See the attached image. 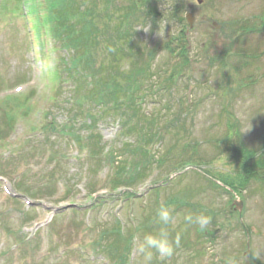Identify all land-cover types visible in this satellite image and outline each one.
<instances>
[{"label":"rangeland","instance_id":"1","mask_svg":"<svg viewBox=\"0 0 264 264\" xmlns=\"http://www.w3.org/2000/svg\"><path fill=\"white\" fill-rule=\"evenodd\" d=\"M0 1V99L33 95L29 109L20 100H0V264H121L129 238L110 233L119 225L135 237L132 264H143L139 245L158 228L162 204L176 218L168 230L180 245L167 261L154 256L152 264H226V258L245 264L248 250L264 261L263 170L242 183L241 166L251 161L235 153L264 148V0H183L178 16H193L192 27L169 19L171 0L139 4L163 13L132 22L133 52L140 57L144 50L139 63L149 57L151 64L142 105L145 117L157 118L145 122L156 134L150 141L144 122L142 131L140 122L127 125L123 109L85 102L91 96L85 81L78 92L79 83L68 75L76 54L66 42L51 40L55 19L47 0L26 1L23 13L19 0ZM115 1L122 10H114L111 25L131 6V0ZM59 3L52 0L56 11ZM182 30L191 73L170 82L180 60L166 45ZM103 45L91 58L106 65V80L117 65ZM120 63L127 73L131 58ZM139 165L141 178L131 184L137 198L113 193L115 177L127 181ZM201 213L214 216L206 232L184 219Z\"/></svg>","mask_w":264,"mask_h":264},{"label":"trees","instance_id":"2","mask_svg":"<svg viewBox=\"0 0 264 264\" xmlns=\"http://www.w3.org/2000/svg\"><path fill=\"white\" fill-rule=\"evenodd\" d=\"M62 1L66 7H63V3H59L58 5L61 7L57 11L51 4L52 0H47L46 2L48 9L51 11L52 16L54 15L53 18L55 19V21L53 20L52 26L56 30V37L54 33L52 36L54 40L58 38L60 43L66 42V47L76 54L78 63L68 69V72L70 73L68 75L70 77H75L76 82L79 83V86L77 85L78 92L82 90L83 81H85L87 89L89 90L87 91L86 89V91L88 92V95H91L85 102L88 104L91 99L92 101L95 100V102L102 108H105V110L106 108H110L111 104L116 110L123 109V120L125 123L130 126L134 121L132 125L135 127L137 122H140L138 125L140 128L137 127L139 128V131H142V122H144L145 128V122L150 124L157 122V118L154 114L151 117H145L146 114L142 111L144 98L148 94L146 92L148 89L147 83L148 80L152 79L151 64H149L148 60L149 57L145 60L146 62L139 63L140 59L144 56V50L141 52L140 57L138 56V53L135 54L133 52L134 49L136 50L135 47H137L135 45L137 28L132 26V22L136 16L140 22H142V20H140L142 17L152 19L148 6L144 10L139 6V4H145L149 2V0H131L130 8H127L126 13L122 14L121 17L117 19L118 23L116 25H111L114 20V10L116 11L117 8L121 11L122 9L117 7V1L115 0H93L90 4H87L85 0ZM171 2L172 10L170 16L173 21H176L178 13L181 10L180 4L183 3V0H171ZM49 18H51V15ZM263 20L264 16L261 17L260 22L262 23H260V27L264 26ZM127 21H129V23H127ZM241 29L247 31L249 27L246 28V26H242ZM101 45L104 46L107 55L114 59V62L112 63L117 65L116 69H111L110 73L106 75V80H103L105 76L103 77L102 75V73H104L102 69L106 68V65L103 66L100 64L99 66V63L95 62V60L93 61L91 58L93 52L99 49ZM166 49L179 58L181 62L180 68H175L172 71V78H175L182 69H186L190 64L188 58L187 37L184 31L180 32L178 38H174L173 40L170 39L166 45ZM139 50L140 49H138V51ZM230 52L231 51L229 50L227 53ZM124 57L131 58V65L128 68V72L125 74L120 69V62L123 61ZM82 63H84L82 66L84 70L80 69V64ZM172 81L173 79L170 80V82ZM100 95L102 96L100 99L103 100L101 102L99 101ZM29 97L30 96L25 97L23 101H20L25 102ZM11 101L14 100H7L5 102L11 103ZM129 126L127 127L129 128ZM147 130L148 129L146 128L144 135L146 137L149 136L148 141H150L152 139L150 137L156 134L150 135L151 130L149 129V132H147ZM155 131L156 130H154V132ZM90 141L94 142V139H91ZM240 147H243V144H241ZM138 152H141V156L146 157V153L144 155L142 150ZM240 154H243L247 160L251 161V163L249 162V165H242V170L246 175L240 179L242 183L245 182L246 184L251 178L259 175V171L261 170H263L264 173V158L257 156L258 154L256 153L244 150V148L237 150L236 156L238 158ZM136 156L137 155H134L133 160H135ZM111 160L114 161V158H111ZM253 161L254 163L252 164ZM121 165L122 167L124 166L123 163ZM141 167L142 165H139V172L135 174L136 176L128 178L127 181L125 180V176H116L117 178L115 177V179L117 180L114 183L115 187L120 186L123 183H126L127 186L135 184L141 178ZM127 196L128 199H130L133 194L128 193ZM110 233H115L120 240L122 238H129V243H131V234L128 236L122 235L119 226L113 228ZM129 250L130 249L127 248L126 253L122 255L123 259L120 261L121 264L126 263Z\"/></svg>","mask_w":264,"mask_h":264},{"label":"clouds","instance_id":"3","mask_svg":"<svg viewBox=\"0 0 264 264\" xmlns=\"http://www.w3.org/2000/svg\"><path fill=\"white\" fill-rule=\"evenodd\" d=\"M159 35L161 34L159 33ZM213 217L201 213L195 217L187 215L184 219L188 224L197 225L199 231L206 232L212 225ZM175 222L176 218L172 210L167 205L162 204L156 211L155 223L158 228L153 233L144 235L139 245V252L143 254V264H152L154 256L161 262H165L174 255L176 248L180 245V238L177 236L173 240L168 229ZM226 264H234V261L231 258H226Z\"/></svg>","mask_w":264,"mask_h":264},{"label":"water","instance_id":"4","mask_svg":"<svg viewBox=\"0 0 264 264\" xmlns=\"http://www.w3.org/2000/svg\"><path fill=\"white\" fill-rule=\"evenodd\" d=\"M201 2V0H200ZM152 13L154 16H161V14L158 13V10L157 8H153L152 9ZM190 26L192 27L193 26V16L191 15H188L187 18H185ZM184 18H180V21L183 22L185 20ZM235 206H236V210L238 212H242L243 210V203L242 202H235ZM245 264H264V261L261 260L260 258H258L251 250H248L246 253H245Z\"/></svg>","mask_w":264,"mask_h":264}]
</instances>
